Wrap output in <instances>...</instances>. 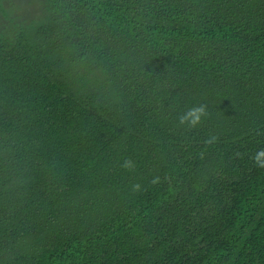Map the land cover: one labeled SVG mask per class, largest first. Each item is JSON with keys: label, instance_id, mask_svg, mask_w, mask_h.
Returning <instances> with one entry per match:
<instances>
[{"label": "trees", "instance_id": "16d2710c", "mask_svg": "<svg viewBox=\"0 0 264 264\" xmlns=\"http://www.w3.org/2000/svg\"><path fill=\"white\" fill-rule=\"evenodd\" d=\"M260 151L264 0H0V264H264Z\"/></svg>", "mask_w": 264, "mask_h": 264}, {"label": "clouds", "instance_id": "9594fccd", "mask_svg": "<svg viewBox=\"0 0 264 264\" xmlns=\"http://www.w3.org/2000/svg\"><path fill=\"white\" fill-rule=\"evenodd\" d=\"M202 114V109H193L191 112L187 114L185 118L182 119V123L184 120H190V122L195 125L199 122L200 116ZM257 163L261 164V166H264V151H260L257 155Z\"/></svg>", "mask_w": 264, "mask_h": 264}]
</instances>
